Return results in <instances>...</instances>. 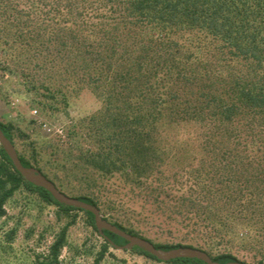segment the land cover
Listing matches in <instances>:
<instances>
[{
  "label": "trees",
  "instance_id": "16d2710c",
  "mask_svg": "<svg viewBox=\"0 0 264 264\" xmlns=\"http://www.w3.org/2000/svg\"><path fill=\"white\" fill-rule=\"evenodd\" d=\"M0 70L52 112L84 89L100 101L68 133L73 168L56 166L78 168V180L94 189L71 197L158 249L197 248L221 264L242 262L236 253L244 251L264 264V0H0ZM187 124L203 129L191 157L163 142L166 127ZM0 129L25 167L70 196L57 173L49 178L37 149L25 155L18 148L12 124L0 121ZM51 147L58 157L60 144ZM172 162L180 166L170 176ZM116 180L169 212L182 241L158 243L136 227L123 199L102 194H120L110 189ZM20 192L72 220L31 263L9 251L17 228L0 234V264H63L75 213L103 241L93 264L116 250L112 244L128 243L107 230L101 235L92 213L27 182L0 145V219ZM123 251L161 264H206L162 262L138 247Z\"/></svg>",
  "mask_w": 264,
  "mask_h": 264
},
{
  "label": "rangeland",
  "instance_id": "374dc122",
  "mask_svg": "<svg viewBox=\"0 0 264 264\" xmlns=\"http://www.w3.org/2000/svg\"><path fill=\"white\" fill-rule=\"evenodd\" d=\"M22 7L27 9L24 5ZM39 102H44V99L41 97L36 99L35 96L27 94L19 79L9 77L0 70V121L14 126L18 148L25 155L37 149L41 153L40 165L45 168L49 178L53 179V175L57 173L59 180L55 181L61 183L70 196L92 193L94 189L90 183L78 180V168L74 172L62 168L58 172L55 171L56 166L61 165L67 166V169L73 168L72 164L66 161L67 156L74 152L75 148L73 139L67 137L68 133L79 120L96 113L101 108L100 101L89 90L84 89L71 94L68 107L58 105V110L53 112L38 104ZM163 135L164 144L175 152L180 151L185 153L184 156L188 154L191 157L203 137V129L193 124L179 125L170 129L166 127ZM59 137L62 139H58ZM58 143L61 153L55 157L51 146ZM82 143L84 144L83 141ZM57 158L60 164H57ZM179 166L180 164L172 162L168 175L171 176L178 171ZM110 189H115L120 194H112L110 190L109 192L103 190L102 194L112 201L123 199L125 209L130 211L128 217L131 222L145 231L155 242L176 244L182 241L184 233L177 230V226L168 220L169 212L163 208L159 209L153 200L146 202L144 197L132 194L119 180L114 181ZM7 213L6 218L0 219V234L13 228L18 229L9 251L24 263L33 262L36 255L47 254L55 235L72 220L70 217L58 216L56 207L48 206L36 195L26 192L18 193L8 203ZM75 215L76 222L68 231V246L62 252V263L93 264L103 241L87 225L83 214ZM236 255L242 262L256 264L257 259L250 253L242 251ZM102 264L161 263L116 249L109 251Z\"/></svg>",
  "mask_w": 264,
  "mask_h": 264
},
{
  "label": "water",
  "instance_id": "95a60500",
  "mask_svg": "<svg viewBox=\"0 0 264 264\" xmlns=\"http://www.w3.org/2000/svg\"><path fill=\"white\" fill-rule=\"evenodd\" d=\"M0 145L9 156L11 161L13 162L16 170L21 174V176L29 183L33 184L36 187L43 188L47 190L56 201L60 204H63L68 207H73L77 209H82L84 211H88L95 216V224L101 235H103V231H110L125 240L128 243L123 246H116L112 244L117 250H131L134 247H138L143 251L151 254L158 260L162 262H169L176 259H198L203 261L206 264H221L219 262L214 261L211 256L203 250L197 248L190 247H181L169 251H165L162 249H158L155 245L143 238L136 237L122 231L112 223L106 221L102 215L100 210L86 202L73 198L58 189V187L45 175H43L38 169L32 167H25L18 155V152L14 146V144L6 137L4 132L0 129ZM226 264H247L244 262H229Z\"/></svg>",
  "mask_w": 264,
  "mask_h": 264
}]
</instances>
